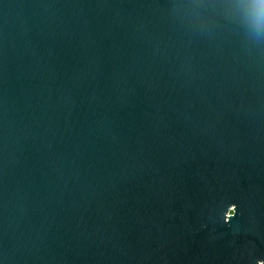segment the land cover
Instances as JSON below:
<instances>
[{
	"label": "water",
	"instance_id": "obj_1",
	"mask_svg": "<svg viewBox=\"0 0 264 264\" xmlns=\"http://www.w3.org/2000/svg\"><path fill=\"white\" fill-rule=\"evenodd\" d=\"M258 260L264 37L208 0H0V264Z\"/></svg>",
	"mask_w": 264,
	"mask_h": 264
},
{
	"label": "snow or ice",
	"instance_id": "obj_2",
	"mask_svg": "<svg viewBox=\"0 0 264 264\" xmlns=\"http://www.w3.org/2000/svg\"><path fill=\"white\" fill-rule=\"evenodd\" d=\"M212 7L226 8L230 10H241L245 15L255 19L258 16H264L259 10L264 8V0H208Z\"/></svg>",
	"mask_w": 264,
	"mask_h": 264
},
{
	"label": "clouds",
	"instance_id": "obj_3",
	"mask_svg": "<svg viewBox=\"0 0 264 264\" xmlns=\"http://www.w3.org/2000/svg\"><path fill=\"white\" fill-rule=\"evenodd\" d=\"M232 11L239 18L242 25L251 33H253L257 38L264 37V16H258L253 19L245 15L242 10L239 13L237 12V10ZM259 11L264 13V8L260 9ZM231 205L235 210L229 213V219L224 220L225 223L229 222L231 218L237 214V205L234 203ZM256 264H260V260H258Z\"/></svg>",
	"mask_w": 264,
	"mask_h": 264
}]
</instances>
